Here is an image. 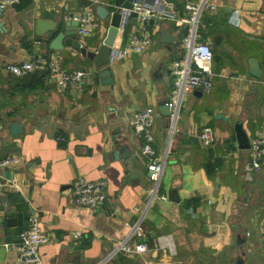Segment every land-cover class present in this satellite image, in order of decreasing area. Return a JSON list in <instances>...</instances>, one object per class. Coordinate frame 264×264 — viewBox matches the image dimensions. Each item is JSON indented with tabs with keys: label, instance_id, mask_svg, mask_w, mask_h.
Returning <instances> with one entry per match:
<instances>
[{
	"label": "crops",
	"instance_id": "obj_1",
	"mask_svg": "<svg viewBox=\"0 0 264 264\" xmlns=\"http://www.w3.org/2000/svg\"><path fill=\"white\" fill-rule=\"evenodd\" d=\"M126 1L29 0L23 8H7L0 18V158L19 159L16 166L0 170V242L14 240L34 208L50 237L39 249L43 264H264V160L250 178H243L249 153L237 147L234 133L240 124L249 142L264 103V0H206L214 10L200 14L197 40L209 44L216 75L208 94L193 91L182 97L171 126L159 106L168 97V64L183 54L185 25L128 21L124 33L115 36L114 51L122 49L125 33L135 30L148 33V48L114 55L101 67L69 46L50 54L47 44L35 39L37 20L68 22L84 11L95 15L98 6L112 13ZM165 2L181 19L184 6L199 0ZM107 29L108 17L94 33L77 38L95 51ZM213 36L219 37L216 45ZM36 56L54 60L63 71L81 70L84 76L65 90L48 73L20 77L5 69ZM249 59L256 60L259 78L248 74ZM103 69L109 72V84H101L97 76ZM145 107L154 112L155 154L162 156L168 146L158 183L159 195L166 199L149 205L143 139L131 124ZM11 121L22 125L23 132L13 135ZM203 126L213 132L208 147L197 139ZM118 144L129 155L113 159ZM77 178L104 179L106 199L93 209L71 204L69 185ZM141 215L147 251L113 253L128 237L126 244L137 242L129 236L130 228ZM168 233L174 254L155 249V237ZM0 264H18L16 252L0 246Z\"/></svg>",
	"mask_w": 264,
	"mask_h": 264
},
{
	"label": "built area",
	"instance_id": "obj_2",
	"mask_svg": "<svg viewBox=\"0 0 264 264\" xmlns=\"http://www.w3.org/2000/svg\"><path fill=\"white\" fill-rule=\"evenodd\" d=\"M65 1L71 2L72 0ZM130 2V9L116 7L113 10V12L118 11L121 17L120 28L118 29L120 33H124L125 26L128 24L130 18H134L141 26L153 19L175 21L178 25L186 26V32L180 41L183 54L171 60L167 67L170 77V87L168 99L165 103L168 108L171 126L177 117L180 102L184 95L193 91L208 94L212 89V77L216 75L212 66V51L207 42L197 40V25L203 10L208 9L213 11L214 8L208 6L206 0H199L196 4H186L184 6L186 15L181 19H177L165 0H130ZM19 3L20 0H0V18L7 8ZM67 20L74 21L77 24L76 35L79 37L91 35L98 30L100 23V20L91 11H84L81 14L70 16ZM149 44L150 37L146 31H129L125 33L122 49L116 50L114 55L122 57L129 53H141L148 48ZM5 69L10 74L20 77L36 72H47L55 78V83L59 88L75 86L84 76V72L81 70L63 71L54 60L44 56H36L20 63L7 64ZM153 120L154 112L149 107L138 110L131 118L134 132L143 139L140 154L147 160L145 168L151 183L146 205H149L154 198L166 199L164 195L156 196V192L165 156L168 152V146L162 156L155 154V150L151 144L153 140L151 134ZM197 139L202 147L210 146L213 141L211 127H201L198 131ZM60 140L62 139L60 138ZM247 150L249 158L242 167L243 178L245 179L250 178L252 172L258 170L261 162L264 160V103L261 108L258 129L250 139ZM18 162L19 159L14 156L0 158V170L14 167ZM11 182L15 183V180L12 179ZM105 189L106 181L104 179L87 181L77 178L69 185V201L75 206L93 209L106 199ZM133 210L138 211V208L134 207ZM143 216L141 215L130 228L129 236H134L137 242L132 245L126 244L128 237L126 240L118 243L113 253L120 251L140 254L147 251L145 242H138L139 239L146 238L140 227ZM77 236L78 234H75V237ZM49 239V234L40 225L38 211L31 208L25 228L14 240L2 241L0 242V246L5 249H13L17 254L18 264H43L39 249ZM155 249L166 250L169 254H174L175 244L172 235L168 233L155 237Z\"/></svg>",
	"mask_w": 264,
	"mask_h": 264
},
{
	"label": "water",
	"instance_id": "obj_3",
	"mask_svg": "<svg viewBox=\"0 0 264 264\" xmlns=\"http://www.w3.org/2000/svg\"><path fill=\"white\" fill-rule=\"evenodd\" d=\"M131 2L126 1L120 5L121 9H130ZM95 15L99 20H105L108 17V29L106 30L105 37L103 38L101 45L95 50L90 51L85 47L81 46L77 35L76 28L77 24L74 21L65 22V20H59V22H48L44 20H37L34 27L35 39L38 42L46 43L50 54L54 51L61 50L64 46H69L73 49H76L78 53L91 61L97 67H101L106 64V62L110 61L112 55H114L115 51L113 49V42L116 34L118 33V29L120 28L121 17L118 11L108 13L103 7L98 6L95 8ZM135 20L133 18L129 19V23H133ZM163 34V33H162ZM164 35V34H163ZM168 42V41H166ZM213 44H218L219 37H212ZM249 68L248 74L254 78L260 77V71L257 67L255 59L248 60ZM98 78L100 79L101 84H109V72L106 69H103L97 73ZM65 90H69L68 87ZM197 95L201 93L199 91H194ZM159 112L162 116L166 118V121L169 120V112L165 102H163L159 106ZM220 115L216 114L215 118H219ZM9 130L13 135H18L23 132V127L20 124H17L15 121H11L9 123ZM235 141L237 147L239 149H248L249 142L245 135L243 134L240 124L235 125ZM193 141V139H192ZM129 155V151L125 145H117V148L111 153L113 159L123 158ZM171 199L176 201L174 192H171ZM0 221L2 218L0 217ZM13 221L11 219L6 220L7 225H10ZM150 237H153V234L150 233ZM236 243L240 244L242 241H239V236L236 235ZM146 238L139 239L138 242H145Z\"/></svg>",
	"mask_w": 264,
	"mask_h": 264
},
{
	"label": "trees",
	"instance_id": "obj_4",
	"mask_svg": "<svg viewBox=\"0 0 264 264\" xmlns=\"http://www.w3.org/2000/svg\"><path fill=\"white\" fill-rule=\"evenodd\" d=\"M29 0H20V3L16 6L18 9L25 7L28 4ZM47 74V72H45ZM23 214L22 216H24Z\"/></svg>",
	"mask_w": 264,
	"mask_h": 264
},
{
	"label": "rangeland",
	"instance_id": "obj_5",
	"mask_svg": "<svg viewBox=\"0 0 264 264\" xmlns=\"http://www.w3.org/2000/svg\"><path fill=\"white\" fill-rule=\"evenodd\" d=\"M167 99H168V97H167ZM248 158H249V156H248ZM156 194H157L156 196H158L160 194V185L158 187V190H157ZM154 199H157V198H154Z\"/></svg>",
	"mask_w": 264,
	"mask_h": 264
}]
</instances>
